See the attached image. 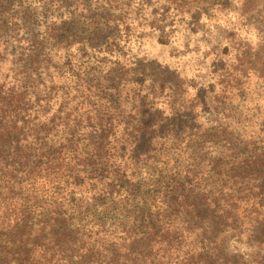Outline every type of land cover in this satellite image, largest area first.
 <instances>
[{"label":"trees","instance_id":"obj_1","mask_svg":"<svg viewBox=\"0 0 264 264\" xmlns=\"http://www.w3.org/2000/svg\"><path fill=\"white\" fill-rule=\"evenodd\" d=\"M204 1L0 0V264H264V43L213 101L126 48Z\"/></svg>","mask_w":264,"mask_h":264},{"label":"rangeland","instance_id":"obj_2","mask_svg":"<svg viewBox=\"0 0 264 264\" xmlns=\"http://www.w3.org/2000/svg\"><path fill=\"white\" fill-rule=\"evenodd\" d=\"M144 9L142 11L147 14L166 10L157 9L153 3ZM192 11L198 16L201 13V16L186 13L185 17H167V22L162 24L164 42L157 40L158 33H151L147 24L143 31L141 27L131 25L135 37L128 41L126 48L131 56L154 61L174 72V80L180 82L179 88L187 85L189 95L200 90L209 101L215 96L221 99L222 92L229 90L223 89L230 79L226 74L245 70L236 65L248 54L244 52V46L254 50L258 44L264 43V0H205ZM245 12L248 16H244ZM153 16L148 15V21ZM247 20L251 24H247ZM254 26L261 32H257ZM240 77L234 80L237 89L241 88L242 82H251L252 85L255 82V78L246 81L245 77L241 82ZM235 97L229 98L234 106L238 102L241 107L247 104Z\"/></svg>","mask_w":264,"mask_h":264}]
</instances>
